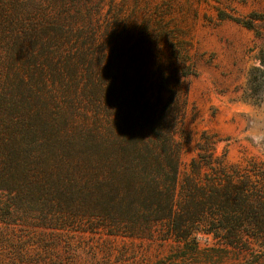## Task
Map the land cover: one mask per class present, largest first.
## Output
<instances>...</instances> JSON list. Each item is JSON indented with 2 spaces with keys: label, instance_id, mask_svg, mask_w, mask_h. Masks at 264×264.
Segmentation results:
<instances>
[{
  "label": "rangeland",
  "instance_id": "1",
  "mask_svg": "<svg viewBox=\"0 0 264 264\" xmlns=\"http://www.w3.org/2000/svg\"><path fill=\"white\" fill-rule=\"evenodd\" d=\"M251 16L254 30L235 21ZM32 23L92 24L93 35L29 39L21 31ZM254 68L264 71V0H0V121L20 147L32 126L52 137L41 176L73 190L0 194V264H264V248L245 236L235 249L199 234L189 252L161 240V227L137 233L91 217L98 205L85 192L91 136L120 144L149 103L154 125L167 118L189 142L182 172L202 148L264 197V147L251 139L264 133V85L261 102L244 97Z\"/></svg>",
  "mask_w": 264,
  "mask_h": 264
},
{
  "label": "trees",
  "instance_id": "2",
  "mask_svg": "<svg viewBox=\"0 0 264 264\" xmlns=\"http://www.w3.org/2000/svg\"><path fill=\"white\" fill-rule=\"evenodd\" d=\"M49 1L57 5L64 0ZM257 19L251 16V21H235L254 30L253 21ZM88 25L80 29L76 24L32 23L21 32H28L29 39L63 41L69 35L88 34ZM14 26L10 24L9 30L3 33L13 34ZM90 30L88 35L92 36V28ZM260 61L263 64V60ZM263 85L264 71L254 68L249 73V92L244 97L261 102L259 91ZM145 105L139 111L140 129L132 128L130 133L121 136L119 145L108 148L98 143L94 134L91 136L86 156L90 178L85 192L98 205L91 217L117 224L129 223L133 231L141 233H153L161 227V240L173 238L189 252L197 249L199 234L212 235L235 249H241L238 245L243 247V240L248 237L264 248V197L255 188L252 177L228 169L213 160V156L204 155L202 148H199L198 158L191 161L189 171L182 172L183 143H189L188 140L172 129V122L167 118L165 127L154 125V110L147 108L149 103ZM32 128H28L21 142L24 147H20L18 135L6 134L7 128L0 121V194L16 197L42 184L49 191L58 190L65 197L71 195L73 190L66 185L52 188L51 178H42L41 173L50 175L47 170L43 171V167H50L43 157L54 143L52 137ZM151 133L158 138L156 147L149 137Z\"/></svg>",
  "mask_w": 264,
  "mask_h": 264
},
{
  "label": "clouds",
  "instance_id": "3",
  "mask_svg": "<svg viewBox=\"0 0 264 264\" xmlns=\"http://www.w3.org/2000/svg\"><path fill=\"white\" fill-rule=\"evenodd\" d=\"M260 119V117H253V120ZM251 139L258 147H264V133L252 135Z\"/></svg>",
  "mask_w": 264,
  "mask_h": 264
}]
</instances>
